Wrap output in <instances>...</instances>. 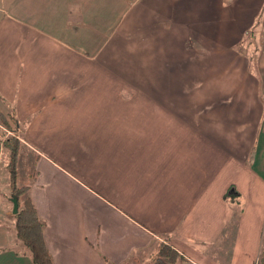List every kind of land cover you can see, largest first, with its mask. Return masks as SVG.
Masks as SVG:
<instances>
[{
	"label": "crops",
	"instance_id": "obj_1",
	"mask_svg": "<svg viewBox=\"0 0 264 264\" xmlns=\"http://www.w3.org/2000/svg\"><path fill=\"white\" fill-rule=\"evenodd\" d=\"M6 3L0 111L19 122L53 264H148L160 243L182 264H256L264 0H95L129 5L111 34L103 12L67 24ZM12 135L0 125V169ZM13 216L10 189L0 264H32Z\"/></svg>",
	"mask_w": 264,
	"mask_h": 264
},
{
	"label": "trees",
	"instance_id": "obj_2",
	"mask_svg": "<svg viewBox=\"0 0 264 264\" xmlns=\"http://www.w3.org/2000/svg\"><path fill=\"white\" fill-rule=\"evenodd\" d=\"M0 125L14 135L2 140V148L7 153L11 197L16 200L18 209L14 213V231L21 248L29 255L32 264H53L51 254L43 237L44 223L39 219L35 206L28 196L29 187L17 185V160L21 143L16 137L19 133V122L16 116L0 111ZM179 253L165 243H160L148 264H181ZM256 264H264V228L261 249Z\"/></svg>",
	"mask_w": 264,
	"mask_h": 264
},
{
	"label": "rangeland",
	"instance_id": "obj_3",
	"mask_svg": "<svg viewBox=\"0 0 264 264\" xmlns=\"http://www.w3.org/2000/svg\"><path fill=\"white\" fill-rule=\"evenodd\" d=\"M6 1H7L6 5L9 7V10L10 8L13 7H17V6L19 7L21 3H24V6H26L29 9V11L33 12L32 14L36 16L38 15L40 9L43 8L45 5H47L48 9L53 8L55 5L56 10L58 9L57 11L61 13L60 15L61 18L64 21H66L67 24L69 23L70 14L72 21L74 22L77 18V22L79 24L81 23V19L83 20L84 17H88L92 15L93 17L92 19H95L96 16L100 14V12H103V16H102L103 19H105L106 15L108 16L107 29L109 30L110 34L113 33L115 28L119 27L120 23L122 22L120 17L124 14L126 7L129 6L126 4L117 5L114 3L98 4L95 3V0H88L89 3H84L85 0H77L78 4L77 7L75 6L76 7L75 10L74 5L71 6V2H70L71 0H13L12 3L9 0ZM19 11L20 13H26V10L19 9ZM104 22L105 20H103V23ZM19 160L20 162L18 164V171H17L18 173L17 185L26 186L30 183L31 176L34 173V167L32 163H30L29 159L23 157V155L20 157ZM7 162H8V157L7 154L4 153L2 156L1 169H0V194L1 192L10 190Z\"/></svg>",
	"mask_w": 264,
	"mask_h": 264
},
{
	"label": "water",
	"instance_id": "obj_4",
	"mask_svg": "<svg viewBox=\"0 0 264 264\" xmlns=\"http://www.w3.org/2000/svg\"><path fill=\"white\" fill-rule=\"evenodd\" d=\"M17 209H18L17 202H16V200H13V213H16Z\"/></svg>",
	"mask_w": 264,
	"mask_h": 264
}]
</instances>
